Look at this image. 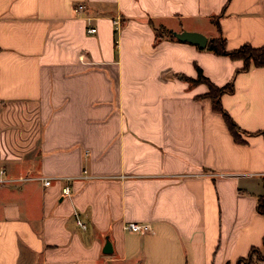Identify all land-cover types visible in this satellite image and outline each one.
Instances as JSON below:
<instances>
[{"label":"crops","instance_id":"0c3cea01","mask_svg":"<svg viewBox=\"0 0 264 264\" xmlns=\"http://www.w3.org/2000/svg\"><path fill=\"white\" fill-rule=\"evenodd\" d=\"M157 28L261 47L264 0H0V264H235L261 246L264 67ZM197 68L232 83L243 142Z\"/></svg>","mask_w":264,"mask_h":264},{"label":"trees","instance_id":"16d2710c","mask_svg":"<svg viewBox=\"0 0 264 264\" xmlns=\"http://www.w3.org/2000/svg\"><path fill=\"white\" fill-rule=\"evenodd\" d=\"M162 29L163 28H157L156 30L161 31ZM167 34L168 36L171 37L169 32H167ZM158 37L159 39L157 40H160L161 36ZM217 40H219L218 44H217ZM205 49L218 55L228 56L231 59H241L243 61V70H247L251 67H264V46L254 48L251 47L250 45L245 44L239 47L238 49L228 51L225 48L224 39L217 38V39L208 40ZM191 82L193 84L201 82L207 85L208 87L207 97L211 98L213 102L212 103L213 109L224 116L227 127L231 135L235 139V141L243 142L239 138L238 126L231 120V118L226 113H224L219 101V97L221 94L232 92L233 90L232 83H228L223 87H217L213 85L205 76L202 75V72L199 68H197V78L192 79ZM261 182L263 187V193L258 196L256 210L259 214L264 216V177L262 178ZM263 260H264V236L261 242V246L252 247L247 253V255L237 260L235 264H257Z\"/></svg>","mask_w":264,"mask_h":264},{"label":"water","instance_id":"95a60500","mask_svg":"<svg viewBox=\"0 0 264 264\" xmlns=\"http://www.w3.org/2000/svg\"><path fill=\"white\" fill-rule=\"evenodd\" d=\"M172 36L180 41V42H187L191 43L193 45H196L198 48L203 49L206 47L207 44V38L198 32H192V31H181V32H172ZM109 243L105 244L104 251H109Z\"/></svg>","mask_w":264,"mask_h":264},{"label":"built area","instance_id":"2783aa9c","mask_svg":"<svg viewBox=\"0 0 264 264\" xmlns=\"http://www.w3.org/2000/svg\"><path fill=\"white\" fill-rule=\"evenodd\" d=\"M83 9H84V6H82V5H78V6L75 8V11H76V12H80V11H82ZM115 23H116V22H115ZM95 31H96V29H95L94 27H88V28H87V33H89V34H93V33H95ZM0 173H3V171H1ZM67 180H69V179H67ZM0 182H3V180H0ZM50 182H51V181H50V179H48V178H46V179L43 180V184H44L45 186H48V185L50 184ZM62 193H63V194H66V195L70 194V189H69V187H68V186L63 187V188H62ZM77 224H78L79 226H81V227L84 228L83 223H81L78 219H77ZM125 229H127V230H129V231H133V232H144V231H146V230L149 229V225H147V224H137V223H134V222H130V223H127V224L125 225Z\"/></svg>","mask_w":264,"mask_h":264},{"label":"rangeland","instance_id":"374dc122","mask_svg":"<svg viewBox=\"0 0 264 264\" xmlns=\"http://www.w3.org/2000/svg\"><path fill=\"white\" fill-rule=\"evenodd\" d=\"M184 24H186V23H184ZM155 34H156V36H155V37H156V40L159 39L158 36H161V39L164 38V36L169 37V39H170L171 37L174 38V37L172 36V33H171V37L168 36L167 31L164 30V28H163L161 31L156 30V31H155ZM172 38H171V39H172ZM218 42H219V40H217V44H218Z\"/></svg>","mask_w":264,"mask_h":264}]
</instances>
